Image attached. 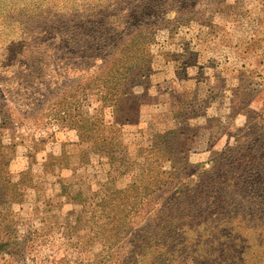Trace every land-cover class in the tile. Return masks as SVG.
Instances as JSON below:
<instances>
[{
    "label": "rangeland",
    "instance_id": "obj_1",
    "mask_svg": "<svg viewBox=\"0 0 264 264\" xmlns=\"http://www.w3.org/2000/svg\"><path fill=\"white\" fill-rule=\"evenodd\" d=\"M106 34L144 52L141 64L152 71L139 88L145 109L116 132L81 140L97 106L82 101L86 51ZM119 59L108 53L104 63ZM8 75L17 92L0 84L1 219L29 221L50 205L62 227L77 192L92 209L106 198L108 180L125 188L138 177L161 189L198 183L205 193L243 183L225 196L230 207L220 205L213 231L228 238L264 230V0H0V77ZM9 92L26 109L19 112ZM54 111L70 118L56 121ZM107 227L95 221L79 240L99 246ZM257 236L249 246L264 252ZM28 253L14 264L82 260L71 248L40 246L39 259Z\"/></svg>",
    "mask_w": 264,
    "mask_h": 264
},
{
    "label": "trees",
    "instance_id": "obj_2",
    "mask_svg": "<svg viewBox=\"0 0 264 264\" xmlns=\"http://www.w3.org/2000/svg\"><path fill=\"white\" fill-rule=\"evenodd\" d=\"M106 35L102 42L97 38L91 41L86 51L90 55L85 67L89 77L82 101L92 99L97 106L83 120L81 140L103 138L109 132H116L120 122L138 119L145 109L146 93L139 88L142 79L152 71L141 64L144 52L139 45L138 51L134 45H116ZM108 53L120 56L116 66L104 63ZM15 81L13 75L0 77V84L11 89ZM15 94L10 93L11 100L17 102L15 105L21 112L26 108L21 109L24 104ZM2 110L0 105V128L5 124ZM51 115L60 122L70 118L66 111H54ZM105 115L112 118L111 123L104 122ZM0 182L5 179L0 178ZM106 185L108 191L103 193L106 198L92 209L83 204L80 192L71 196L67 224L62 227L48 214L50 205L29 221H5L0 217V264H14L25 251L39 259L40 246L51 250L75 249L82 259L79 264H264L262 249L249 246L255 235H259L257 241H264L260 226L256 225L254 232L235 233L228 238L213 231V221L223 214L219 212L220 205L230 207L225 196L236 194L243 183H217L213 193H205L198 183H182L178 187L169 184L161 189L138 177L125 188L115 186L111 180ZM203 206L204 213L200 212ZM109 208L112 215L103 217L101 213ZM95 215L98 216L94 218ZM95 221H106L108 225L105 240L99 246L92 245L90 238L81 241L78 237ZM239 235L248 240L240 242Z\"/></svg>",
    "mask_w": 264,
    "mask_h": 264
}]
</instances>
